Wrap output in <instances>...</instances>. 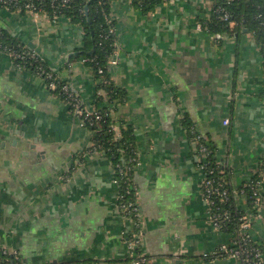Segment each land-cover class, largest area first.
Listing matches in <instances>:
<instances>
[{
	"label": "crops",
	"instance_id": "1",
	"mask_svg": "<svg viewBox=\"0 0 264 264\" xmlns=\"http://www.w3.org/2000/svg\"><path fill=\"white\" fill-rule=\"evenodd\" d=\"M213 4L164 0L149 13L132 0L111 6V75L127 94L117 117L136 136L148 264H241L215 254L232 234L211 219L185 116L228 163L234 187L260 174L251 232L264 250L263 59L248 31L240 40L228 33L218 39L202 27ZM0 28L67 83L88 112L97 111L98 79L83 59L71 60L84 44L80 23L0 4ZM92 136L44 77L0 50V264L5 250L17 251L21 264H135L113 163L92 149ZM240 205L247 207L245 198Z\"/></svg>",
	"mask_w": 264,
	"mask_h": 264
},
{
	"label": "trees",
	"instance_id": "2",
	"mask_svg": "<svg viewBox=\"0 0 264 264\" xmlns=\"http://www.w3.org/2000/svg\"><path fill=\"white\" fill-rule=\"evenodd\" d=\"M114 0H0V4L8 8L29 10L28 5L34 7V12H44L51 17L65 15L72 21L80 23L85 31L84 44L77 49L71 57L74 59H83L93 71L98 79L99 96L96 99L98 106L97 113L101 116L95 120V114H90L89 119H93L94 124L87 121V126L93 131L92 142L97 150L104 151L116 168L118 164L122 165L125 160L127 164L136 165L137 160H131L138 156L136 136L134 127L127 120L117 117L119 109L126 103L127 94L125 89L117 86L111 75L110 60L114 57L116 51L115 21L111 17V6ZM164 0H132V4L143 13L153 11ZM87 8V10H86ZM228 13L230 17L224 18ZM202 27L212 35L228 33L240 40L245 29L255 39V42L261 52L264 66V0H214L213 9L210 17L200 19ZM114 29V31H113ZM219 39V38H218ZM4 46H9L17 52H31L25 48L19 41L12 38L6 30L0 28V50ZM16 65L25 66L33 71H37L39 66L47 71L54 72L39 57L36 60L26 56L25 60L13 57ZM61 82L55 92L67 101L74 103V99L80 98L70 89L73 98H68L67 93L62 90ZM264 94V93H263ZM81 101V100H80ZM79 101V102H80ZM82 109H87L80 102ZM183 126L186 129L191 141L197 140V149L201 145L207 148L206 159L203 158L201 151L197 152L200 163L205 162L206 170H212L213 173L208 177L215 181L214 187L219 186L220 191H214L210 195L213 201L211 213L219 223V229L232 234L233 242L240 239L239 227L243 218L250 213L256 217L258 206L261 200L262 178L259 175L244 182L240 187H234L231 183L230 167L227 162L219 161L218 154L207 137L201 133L197 139L198 132H195L194 125L190 119L185 116ZM114 128H118L120 136L116 137ZM200 133V132H199ZM93 149V147H92ZM201 156V158H200ZM123 166V165H122ZM264 166V165H263ZM135 169L125 170L123 176L115 174L120 179L119 189L123 195L124 202L137 201L138 189L134 179ZM227 190L226 197L221 195V191ZM202 182V192H204ZM245 198L246 208L240 205V200ZM142 215V213H141ZM143 218V217H142ZM254 221V220H253ZM242 242L251 248H259L264 253L262 246L251 236L250 239H244ZM221 247V246H220ZM220 247L215 251L216 255H226L220 251ZM235 247V246H233ZM4 264H13L14 260L10 255H3ZM9 259V260H8ZM242 264H256L258 258L254 253L245 258ZM21 264V261L20 263Z\"/></svg>",
	"mask_w": 264,
	"mask_h": 264
},
{
	"label": "built area",
	"instance_id": "3",
	"mask_svg": "<svg viewBox=\"0 0 264 264\" xmlns=\"http://www.w3.org/2000/svg\"><path fill=\"white\" fill-rule=\"evenodd\" d=\"M28 7L30 8L29 10L34 11V7H32L30 5H28ZM229 17H230V15L228 13H226L224 15L225 19H228ZM113 31H114V29H113ZM215 37L221 38V34H217V35H215ZM1 51H4V52L10 54L12 57L16 56L17 58H20L23 60H25L26 56H29V58H32L36 61H37L36 58H38V56L33 51H31L29 53L17 52L14 49L10 48L9 46H4V48ZM115 63H116V60L114 58H112L110 60L111 67ZM18 66L19 67H25V66H20V65H18ZM36 73L46 79V81L48 82V86L51 89H54V90L57 89L61 83L60 77L55 72L47 71L42 66L38 67ZM70 89H71V87L67 83L62 85V90L64 93H67L68 98L70 97V98L74 99L72 93L70 92ZM69 103H71V102H69ZM72 105L76 108V114L79 117L80 125H82V126H87V123H88L87 121H90L89 123L91 125L94 124L93 119H89L90 114H95V120H99L101 118V116L98 115L97 111H95L94 113H91L88 111L85 112L82 109V107L80 106V102L78 99L77 100L74 99V103ZM228 123H229V119H226L225 124H228ZM114 131L116 133V137L120 136V132H119L120 130L118 128H114ZM194 131L197 132L198 130L194 129ZM200 137H201V133L198 132L197 139ZM194 143H196V147H195L196 151H201L203 158L206 159L207 148L205 146L201 145L200 148L197 149L198 141L195 140ZM92 147H93V150L98 149L97 147H95V144L93 142H92ZM200 158H201V156H200ZM131 160H134V161L137 160V163L134 167H133V165L127 164V161L124 160L122 162L123 166L121 164H118L116 166V168L114 167L115 174H119L120 176H123L125 173V170L128 171V170L136 169V166L139 163V154L135 158L132 157ZM199 165H200V168L204 171L203 186H204L205 191L202 192V194H203V197L208 201V203L210 205L211 219L214 222L216 229H219V223L215 219L214 214L211 213V206L213 205V201L210 200L209 197L214 191H220V188H219V186L214 187L215 181L212 178L208 177V175L212 174L213 171L212 170H209V171L206 170L205 162L204 163L199 162ZM114 182L119 186L120 179L116 175H115ZM221 195L226 197L227 190L221 191ZM119 206H120V209L122 210V212L124 213V215L131 221V224H132V228L127 233V242H128L130 250L132 251V253H134L135 264H148L149 263V261H148L149 257H147L142 250V245H143V241H144V226H143L144 220H143L142 215H141L142 212H141V209L139 207V204L137 203V201L124 202L122 193H119ZM253 220H254L253 213H250L249 215L245 216L243 218L242 223L240 224V227H239L240 239L233 242L232 246H230V244H231V242H230L227 244H223L220 247V251L222 253H224L228 256H233V257L238 258L241 264L244 263L243 261L246 260L245 258H248L251 255V253H254L255 257L258 258V260L256 261V264H264V253L260 252L259 248L254 247V248L250 249L249 247H247L244 244V242H242L244 239H250V237L252 236L251 228H252ZM233 246H235V247H233ZM4 253H5V255H10L13 258V260H14L13 264H19L20 263L21 259H20V256H19L17 251L8 252L5 250ZM85 264H93V263H85Z\"/></svg>",
	"mask_w": 264,
	"mask_h": 264
},
{
	"label": "rangeland",
	"instance_id": "4",
	"mask_svg": "<svg viewBox=\"0 0 264 264\" xmlns=\"http://www.w3.org/2000/svg\"><path fill=\"white\" fill-rule=\"evenodd\" d=\"M92 109H94V108H92ZM91 113H94L95 111H90ZM195 147H196V143H195ZM195 150H196V148H195ZM219 157V156H218ZM223 159L220 157L219 158V161H222ZM203 180H204V171H203V176H202V178H201V183L203 182ZM202 186V185H201ZM210 207V206H209Z\"/></svg>",
	"mask_w": 264,
	"mask_h": 264
},
{
	"label": "water",
	"instance_id": "5",
	"mask_svg": "<svg viewBox=\"0 0 264 264\" xmlns=\"http://www.w3.org/2000/svg\"><path fill=\"white\" fill-rule=\"evenodd\" d=\"M86 10H87V8H86ZM246 31H247V29H245Z\"/></svg>",
	"mask_w": 264,
	"mask_h": 264
}]
</instances>
